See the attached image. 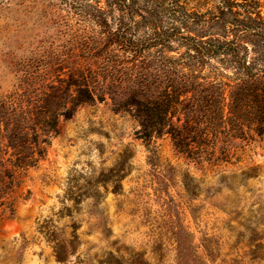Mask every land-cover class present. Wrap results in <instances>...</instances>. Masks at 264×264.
I'll list each match as a JSON object with an SVG mask.
<instances>
[{
	"label": "rangeland",
	"instance_id": "1",
	"mask_svg": "<svg viewBox=\"0 0 264 264\" xmlns=\"http://www.w3.org/2000/svg\"><path fill=\"white\" fill-rule=\"evenodd\" d=\"M105 3L0 0V95L51 55L69 61ZM137 129L110 100L62 120L14 216L0 209V264H264V137L212 167Z\"/></svg>",
	"mask_w": 264,
	"mask_h": 264
},
{
	"label": "trees",
	"instance_id": "2",
	"mask_svg": "<svg viewBox=\"0 0 264 264\" xmlns=\"http://www.w3.org/2000/svg\"><path fill=\"white\" fill-rule=\"evenodd\" d=\"M103 10L69 61L51 55L0 95V209L11 216V195L84 105L110 100L140 139L166 136L212 167L239 163L264 137V0H106Z\"/></svg>",
	"mask_w": 264,
	"mask_h": 264
}]
</instances>
